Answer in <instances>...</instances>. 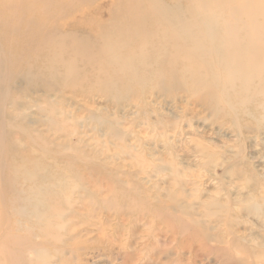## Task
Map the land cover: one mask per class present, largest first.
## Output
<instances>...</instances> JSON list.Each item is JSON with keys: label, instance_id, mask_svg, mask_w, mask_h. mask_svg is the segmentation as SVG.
<instances>
[{"label": "rangeland", "instance_id": "1", "mask_svg": "<svg viewBox=\"0 0 264 264\" xmlns=\"http://www.w3.org/2000/svg\"><path fill=\"white\" fill-rule=\"evenodd\" d=\"M256 1L264 5V0H253L254 5ZM11 2L2 0V4ZM110 2H76L74 10L64 9L66 14L73 13L72 18L59 21L60 17L49 25L45 13L41 20L34 18L30 29L43 36L50 26L62 34L81 24L94 28L107 18ZM224 6H217V13H228L224 17L231 20ZM86 38L78 40L88 44ZM44 40L36 41L35 52L46 45ZM72 42L73 38L62 45L68 49ZM0 45L6 43L0 40ZM144 81L135 79L128 89L116 87L107 94L86 84L76 93L71 87L46 94V102L39 99L47 109L58 104V119L72 120L74 124L58 122L70 132L76 130L69 136L50 129L52 120L35 113V107L30 111L47 142L72 147L68 152L73 153L67 154L82 158L83 177L91 178L83 162L94 164L86 159L94 160L104 176L118 179L132 194L140 193L154 208L143 213L135 201L138 204L129 206L124 215L109 212L118 202L108 188L113 181L96 179L94 173L93 184L100 190L92 192L93 186H87V192L75 197L77 204L84 200V209L77 205L76 214L65 216L64 200L58 197L79 182L64 181L62 164H53L46 155L45 236L36 235L28 225L26 213L33 209H20V215L16 214L9 188L0 183V264H264V105L263 110L258 106L264 99H245L235 116L227 107L238 104L232 97L224 96L218 105L191 104L181 96L174 100L172 94H180L170 84ZM42 93H28V99ZM76 146L82 154L76 153ZM168 212L184 223L196 220L197 226L184 231L178 223L170 225L175 233L166 221ZM37 213L44 221L45 210ZM19 216L21 226H17ZM17 237L23 239L20 245ZM129 251L136 253V259H123Z\"/></svg>", "mask_w": 264, "mask_h": 264}, {"label": "bare ground", "instance_id": "2", "mask_svg": "<svg viewBox=\"0 0 264 264\" xmlns=\"http://www.w3.org/2000/svg\"><path fill=\"white\" fill-rule=\"evenodd\" d=\"M83 1L13 0L2 4L0 0V40L6 43L5 47L0 45V183L9 188V199L15 203L16 214L20 215V209H33L25 218L36 235L41 236L46 235V194L42 195L46 192V155L53 164H62L66 173L64 181L79 182L58 197L64 200L65 216L76 214L77 205L78 209H84V200L77 204L75 197L87 192V186H93L92 192L100 190V186L93 184L94 173L98 174L96 179L101 176L105 181H113L108 188L116 193L118 202L109 212L124 215L129 206L138 202L143 213L154 208L141 199L140 193L132 194L118 179L104 176L94 160L86 159L94 164L83 162L91 178L83 177L82 158L67 154L73 153L68 152L72 147L60 148L59 143L46 141V134L38 130L31 115L33 107L37 110L35 113L52 120L50 129L54 132L69 136L76 131L70 132L58 125V122L74 123L66 116L61 119L55 116L60 114L57 103L48 109L42 104L46 102V94L51 96L53 91L71 87L76 93L86 84L107 94L116 87L128 89L135 79L143 82L153 79L162 85L174 86L180 94H172L174 100L181 96L191 104L218 105L224 96L232 97L238 104L234 105L236 108L231 104L227 107L235 116L237 109L244 107L241 104L245 99H264V5L261 2L256 1L254 5L253 0H111L107 18L99 20L94 28L75 25V31L62 34L50 26L43 36L41 31L30 29L34 18L41 20L45 13L49 25L60 17L59 21L69 15L72 18L73 13L66 14L64 9L74 10L78 5L75 3ZM221 4L226 5L224 11L231 12V20L225 18L229 17L228 13H217L216 7ZM139 7L141 10H133ZM123 26H129L130 30ZM87 29L93 31L90 32L92 40ZM78 37L82 42L87 37L88 44L81 43ZM72 38L74 48H65L62 43ZM40 39V43L45 39L46 45L35 52L32 47ZM94 40L96 44H90ZM12 81H15L14 87ZM12 87L13 95L10 94ZM36 91L43 93L28 99V93ZM39 99L44 102H38ZM263 105L264 102L260 103L259 109ZM75 150L82 154L77 146ZM41 208L45 210L44 221L37 213ZM207 213L204 216L209 218ZM165 216L169 226L178 223L184 231L197 226L196 220L184 223L170 212ZM19 218L17 226L22 225ZM17 239L20 245L23 239ZM135 254L124 253L123 259H136ZM19 257H24L22 251Z\"/></svg>", "mask_w": 264, "mask_h": 264}]
</instances>
